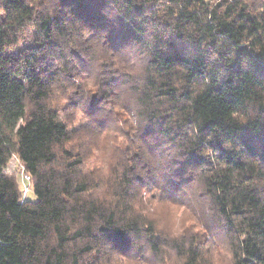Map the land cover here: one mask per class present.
Wrapping results in <instances>:
<instances>
[{"label": "trees", "instance_id": "trees-1", "mask_svg": "<svg viewBox=\"0 0 264 264\" xmlns=\"http://www.w3.org/2000/svg\"><path fill=\"white\" fill-rule=\"evenodd\" d=\"M69 47L97 76L88 134L133 118L106 177L84 174L87 150L67 148L76 129L57 87L72 81ZM14 156L37 201L6 173ZM170 169L210 215L193 233L162 225L151 205L149 182L169 200ZM213 221L228 238L224 264H264V0H0V264L146 251L217 264Z\"/></svg>", "mask_w": 264, "mask_h": 264}, {"label": "rangeland", "instance_id": "rangeland-1", "mask_svg": "<svg viewBox=\"0 0 264 264\" xmlns=\"http://www.w3.org/2000/svg\"><path fill=\"white\" fill-rule=\"evenodd\" d=\"M85 40L88 44H93L91 40L87 38ZM101 48L103 47L101 46ZM66 55L68 58L65 61L68 63L67 71L72 72L73 77L72 81H69L65 75L62 77V80L59 81L57 89L60 92H57L60 96L57 95V102L61 103V106H66L64 112L70 115L69 120L76 129L72 132L75 138L71 143H68L67 148L73 153L80 152V150H83L81 152H84L85 149L87 150L89 156L82 169L84 174L89 177L92 175L95 177H106L107 174L110 173V166L112 162L114 163L117 153L123 152L126 148L127 142L124 139L128 132L126 126L133 121V118L131 115L124 113L120 121L117 122V125H115L112 130L104 132L101 137L95 138L88 134L91 128L90 125L87 124L88 120L85 110L91 102L93 93H95V91H90V89L93 88V83L97 79V76L94 75V77H90L83 71V68L78 65L80 63L79 60H87L85 54L78 47H69L66 49ZM79 74L86 75L79 76ZM86 89L89 90L85 93ZM63 96H65V98ZM122 97L124 98L123 100L127 102L132 99L131 93L128 92L122 94ZM117 142H119V144H116ZM95 144L98 145V148ZM79 146H84L85 148H80ZM149 160L153 162L151 159ZM5 171L17 177L20 187L24 189L25 184L22 180V171L18 166L17 158L13 157L10 160ZM165 176L172 177L170 178V182L165 183V188L169 196L168 201L156 198L157 195L154 194L157 190H153L151 187L154 183L149 182L150 192H148V194H150L149 198H151V205L153 206L157 219L167 228L171 226V228L174 229L176 226L175 230L178 235L184 234L186 230H189V233H193L202 228L204 222L210 220V215L205 213L206 205L203 198L197 196L198 188L193 187L192 190L184 187L180 188V184L174 179V173H172L171 169ZM190 185H193V183ZM28 186L30 190L26 194L23 193V198L30 201H37L38 197L34 192L33 182L30 185L28 184ZM169 192L171 194H169ZM172 200H175L176 203L170 204ZM204 235L208 236L207 242L210 244V247L207 246L206 249L207 254L212 256V252H214L218 260L217 264H224L227 259L230 258L226 233L220 230L217 222L213 221L211 230L205 232ZM170 252V254L168 253L170 257L167 259H158L152 252L146 251L144 254L133 253L132 255L123 257L115 256L114 261L117 262L115 264H183L179 256L174 253L175 251Z\"/></svg>", "mask_w": 264, "mask_h": 264}, {"label": "built area", "instance_id": "built-area-1", "mask_svg": "<svg viewBox=\"0 0 264 264\" xmlns=\"http://www.w3.org/2000/svg\"><path fill=\"white\" fill-rule=\"evenodd\" d=\"M14 157L17 158V160H18V166H19V168L22 171V180H23V182L25 184V187L22 190H23V193L26 194L30 190L28 184L29 185L32 184L33 177H32V175L30 173H28L25 170V167H24L23 163L18 159V157L17 156H14Z\"/></svg>", "mask_w": 264, "mask_h": 264}]
</instances>
